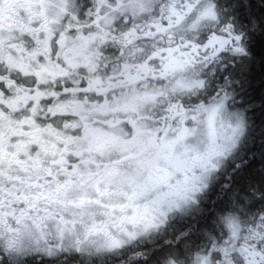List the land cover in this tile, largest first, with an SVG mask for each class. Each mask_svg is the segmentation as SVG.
<instances>
[{
  "label": "clouds",
  "instance_id": "obj_1",
  "mask_svg": "<svg viewBox=\"0 0 264 264\" xmlns=\"http://www.w3.org/2000/svg\"><path fill=\"white\" fill-rule=\"evenodd\" d=\"M0 264H264V0H0Z\"/></svg>",
  "mask_w": 264,
  "mask_h": 264
}]
</instances>
